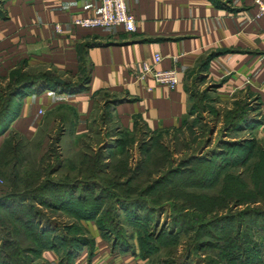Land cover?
<instances>
[{
    "label": "rangeland",
    "instance_id": "rangeland-1",
    "mask_svg": "<svg viewBox=\"0 0 264 264\" xmlns=\"http://www.w3.org/2000/svg\"><path fill=\"white\" fill-rule=\"evenodd\" d=\"M13 84L0 83V110L16 107ZM216 86L194 76L189 113L171 131L122 132L106 111L80 146L58 147L53 138L43 146L18 142L13 155L1 150L0 264H43L45 242L70 262L91 249L94 235L108 248L137 251L142 264L257 260L264 137L247 128L258 104L227 110Z\"/></svg>",
    "mask_w": 264,
    "mask_h": 264
},
{
    "label": "crops",
    "instance_id": "crops-1",
    "mask_svg": "<svg viewBox=\"0 0 264 264\" xmlns=\"http://www.w3.org/2000/svg\"><path fill=\"white\" fill-rule=\"evenodd\" d=\"M218 1L124 0L134 17V31L125 33L71 25L74 15H95L98 0H1L0 83L15 71H47L62 88L37 84L17 96L0 150L14 154L18 142L43 146L53 138L58 147L80 146L106 111L122 132L174 130L189 113L187 87L196 75L216 83L217 102L227 110L256 102V122L247 129L264 137V14L256 17L252 0ZM141 62L174 69L177 84L168 89L148 73L139 78ZM95 236L72 264H142L137 251L108 248ZM41 260L60 264L53 251Z\"/></svg>",
    "mask_w": 264,
    "mask_h": 264
},
{
    "label": "built area",
    "instance_id": "built-area-1",
    "mask_svg": "<svg viewBox=\"0 0 264 264\" xmlns=\"http://www.w3.org/2000/svg\"><path fill=\"white\" fill-rule=\"evenodd\" d=\"M252 3L256 9V17L263 15L264 0H252ZM70 23L73 27L84 29L118 26L125 33L134 31V17L127 11L124 0H98V8L95 15H74L71 17ZM54 29L59 33L60 25H54ZM153 59L155 62L159 61L157 55H154ZM146 73L151 76L154 83L163 85L168 89H172L177 84V74L174 69L156 71L149 64L141 62V73L138 77L141 78Z\"/></svg>",
    "mask_w": 264,
    "mask_h": 264
},
{
    "label": "trees",
    "instance_id": "trees-1",
    "mask_svg": "<svg viewBox=\"0 0 264 264\" xmlns=\"http://www.w3.org/2000/svg\"><path fill=\"white\" fill-rule=\"evenodd\" d=\"M213 4H215L216 6H221L219 4L218 0H210ZM25 72H32V71H25ZM25 72H19V71H15L13 72L8 81L12 79V81L14 82L13 87H14V91L13 94L11 96L17 97L20 94H23L27 91H30L34 85L39 84L40 86H44V88H51V89H60L61 90V86L55 82V77L52 73L47 72V71H39V74L36 75H29V74H25ZM26 89V91H24ZM15 108L11 107V104L8 102L6 105H4L1 110H0V134H2L5 130V126L7 124V122L14 116L15 112L17 111V105L15 103ZM18 145V144H17ZM16 149V147H15ZM4 154L5 152H8V150H4ZM262 151V150H261ZM1 152V150H0ZM264 152V151H263ZM13 155V154H12ZM262 155H264L262 153ZM89 218V217H88ZM93 244V243H92ZM91 244V246H92ZM115 247V246H113ZM39 258L41 260V253L43 251H53L56 255H58V252L55 250V247L51 246L49 243L47 244L46 242L44 244L41 245V247H39ZM126 251H129L128 249H123ZM59 259V263L60 264H72L73 258L71 259L70 262H64L62 260V258H60L58 256ZM264 260V252L261 253V256L257 258V260L255 258L250 259L249 264H258L261 263ZM41 262L43 264H46L44 261L41 260ZM238 264H240V261L238 262Z\"/></svg>",
    "mask_w": 264,
    "mask_h": 264
},
{
    "label": "water",
    "instance_id": "water-1",
    "mask_svg": "<svg viewBox=\"0 0 264 264\" xmlns=\"http://www.w3.org/2000/svg\"><path fill=\"white\" fill-rule=\"evenodd\" d=\"M55 82L58 83V84H61L62 83V80H60L59 78H56L55 79Z\"/></svg>",
    "mask_w": 264,
    "mask_h": 264
}]
</instances>
